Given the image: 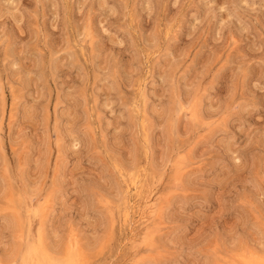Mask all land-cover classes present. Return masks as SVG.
<instances>
[{
	"label": "rangeland",
	"instance_id": "1",
	"mask_svg": "<svg viewBox=\"0 0 264 264\" xmlns=\"http://www.w3.org/2000/svg\"><path fill=\"white\" fill-rule=\"evenodd\" d=\"M0 264H264V0H0Z\"/></svg>",
	"mask_w": 264,
	"mask_h": 264
}]
</instances>
